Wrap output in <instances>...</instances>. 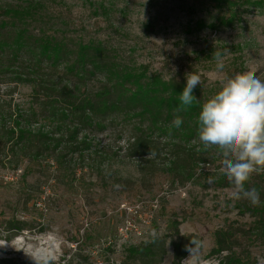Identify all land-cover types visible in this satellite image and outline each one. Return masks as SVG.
<instances>
[{
    "label": "rangeland",
    "instance_id": "1",
    "mask_svg": "<svg viewBox=\"0 0 264 264\" xmlns=\"http://www.w3.org/2000/svg\"><path fill=\"white\" fill-rule=\"evenodd\" d=\"M100 4L109 17L95 12ZM61 7L86 27L87 34L109 38L128 60L152 68L169 63L175 69L190 58L201 83L208 86H221L223 78L232 77L225 68L233 64L237 73L254 70L264 81V0H65ZM229 16L232 22L221 21ZM225 49V67L217 70L212 53L223 54ZM92 84L98 88L101 81ZM8 88L13 86L0 85V105L29 106L30 87L19 86L13 97L7 95ZM130 128L116 122L89 134L91 148L83 151L82 160L73 157L75 181L44 159L42 164L27 159L17 170L0 165V242L8 243L0 247V258L31 261L12 246L42 241L55 228L63 237L59 261L78 238L95 264L119 263L127 246L168 234L176 222L182 233L202 237L199 264H218L219 257L210 254L215 231L253 219L241 212L242 200L230 197L231 186L208 182L221 173V160L201 164L195 179L185 184L173 183L166 170L169 147L160 146L151 170L141 157L127 155ZM27 168L31 173L25 175ZM13 217L27 220L32 229L7 231L6 221ZM253 253L258 264H264V245L253 246ZM172 260L169 247L162 264Z\"/></svg>",
    "mask_w": 264,
    "mask_h": 264
},
{
    "label": "trees",
    "instance_id": "2",
    "mask_svg": "<svg viewBox=\"0 0 264 264\" xmlns=\"http://www.w3.org/2000/svg\"><path fill=\"white\" fill-rule=\"evenodd\" d=\"M64 2L0 0V85L13 86L7 92L11 97L19 86L31 88L28 107L0 105V165L17 170L27 159L41 164L44 159L67 172V180L75 181L78 168L72 162L77 155L82 160L83 151L91 148L89 134L116 122L131 125L127 155L141 157L151 170L160 146L169 147L166 170L173 183L185 184L195 179L201 164L222 160L217 148H205L198 137L201 106L221 86L197 85L193 91L197 100L177 111L186 74L198 72L194 61L186 58L174 69L169 63L152 68L128 60L109 38L87 34L85 26L72 21L61 7ZM94 8L109 17L102 4ZM238 69L235 64L225 68L229 76ZM94 79L101 81L98 88L92 84ZM177 116L183 121L179 128L172 125ZM150 150L155 151L154 157L148 156ZM213 178L220 187L231 186L222 173ZM245 187L259 192L260 203L242 200L241 212L253 219L231 222L215 231L210 254L219 257L218 264H258L253 246L264 245V173L253 174ZM6 229L15 233L32 226L13 217L6 221ZM193 237L202 242L199 234L182 233L173 222L168 234L127 246L119 263L107 260L105 264H162L169 247L173 249L171 264H183L190 254L185 245ZM87 238L93 240L91 235ZM73 242L76 246L58 264H95L86 244L78 238ZM0 264L32 261L1 257Z\"/></svg>",
    "mask_w": 264,
    "mask_h": 264
},
{
    "label": "clouds",
    "instance_id": "3",
    "mask_svg": "<svg viewBox=\"0 0 264 264\" xmlns=\"http://www.w3.org/2000/svg\"><path fill=\"white\" fill-rule=\"evenodd\" d=\"M224 53H212L217 70L225 67ZM201 85V77L196 73L186 74V85L180 93V107L186 110L196 99L193 91ZM183 123L177 116L172 125L179 128ZM198 137L205 148L215 147L222 157L221 173L231 185L230 197L235 200H248L253 205L260 203V194L255 188L246 189L245 185L253 174L264 173V81L257 78L255 71L237 73L221 80V88L205 101L198 115ZM150 150L148 156H155ZM214 183V178H208ZM119 187V186H117ZM6 242H0L4 247ZM63 237L58 229L44 234L43 240H33L25 247L12 246L23 251L32 264H58ZM202 242L191 238L185 249L190 253L183 264H199Z\"/></svg>",
    "mask_w": 264,
    "mask_h": 264
}]
</instances>
